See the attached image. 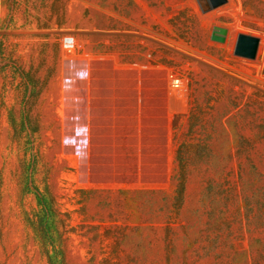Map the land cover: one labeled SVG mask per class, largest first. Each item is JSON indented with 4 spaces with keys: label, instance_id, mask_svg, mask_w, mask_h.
Returning a JSON list of instances; mask_svg holds the SVG:
<instances>
[{
    "label": "rangeland",
    "instance_id": "1",
    "mask_svg": "<svg viewBox=\"0 0 264 264\" xmlns=\"http://www.w3.org/2000/svg\"><path fill=\"white\" fill-rule=\"evenodd\" d=\"M0 264H264V0H0Z\"/></svg>",
    "mask_w": 264,
    "mask_h": 264
},
{
    "label": "water",
    "instance_id": "2",
    "mask_svg": "<svg viewBox=\"0 0 264 264\" xmlns=\"http://www.w3.org/2000/svg\"><path fill=\"white\" fill-rule=\"evenodd\" d=\"M227 0H198L203 11L215 9L226 3ZM227 29L221 26H214L210 39L217 42H224ZM258 37L239 33L236 38L234 54L247 59H254L258 49Z\"/></svg>",
    "mask_w": 264,
    "mask_h": 264
},
{
    "label": "built area",
    "instance_id": "3",
    "mask_svg": "<svg viewBox=\"0 0 264 264\" xmlns=\"http://www.w3.org/2000/svg\"><path fill=\"white\" fill-rule=\"evenodd\" d=\"M177 81V80H176Z\"/></svg>",
    "mask_w": 264,
    "mask_h": 264
}]
</instances>
